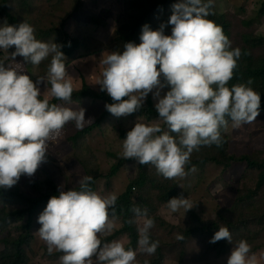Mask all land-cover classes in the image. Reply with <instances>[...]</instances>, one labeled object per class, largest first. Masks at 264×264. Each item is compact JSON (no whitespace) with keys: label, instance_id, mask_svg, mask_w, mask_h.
<instances>
[{"label":"clouds","instance_id":"9594fccd","mask_svg":"<svg viewBox=\"0 0 264 264\" xmlns=\"http://www.w3.org/2000/svg\"><path fill=\"white\" fill-rule=\"evenodd\" d=\"M213 3L178 0L167 24L155 30L145 24L139 44L128 42L122 52L108 53L102 60L105 67L97 83L114 101L105 105L108 112L126 116L140 109L149 93L156 98L155 110L167 130L160 122L137 121L127 132L120 155L154 166L165 179L184 178L191 154L201 146L220 147L222 129L229 120L233 128H239L255 121L261 112V93L252 87V79L229 86L241 50L233 48L222 27L209 18L214 14ZM167 25L172 26L170 35L165 34ZM12 46L13 61L21 56L39 65L51 59L46 75L38 76L35 83L19 63L5 67L0 61V188H11L21 175L32 176L66 124L74 122L82 130L90 120L81 107L73 110L50 102H70L75 90L62 45L37 39L27 22L18 26L5 22L0 25V49ZM41 84L51 86L48 95L42 96ZM165 86L168 90L161 95ZM92 181L86 175L78 188H58V195L49 199L38 216L39 237L50 255L63 253L61 264H94L93 258L95 264H137V250L126 248L123 241L104 239L113 232L109 210L118 197L93 190ZM167 204L173 213L193 207L182 195ZM132 212L144 218L138 227V250L155 254L159 241L150 237L154 220L147 209L133 207ZM222 239L232 241L227 227H220L210 242ZM250 252L251 245L242 239L226 264H257Z\"/></svg>","mask_w":264,"mask_h":264},{"label":"trees","instance_id":"16d2710c","mask_svg":"<svg viewBox=\"0 0 264 264\" xmlns=\"http://www.w3.org/2000/svg\"><path fill=\"white\" fill-rule=\"evenodd\" d=\"M25 1L0 0V25L6 22L18 26L23 9L21 3L23 4ZM177 2L178 0H123V15L116 23L110 41L101 48L98 47V38L94 34L101 27L107 26L109 19V17H106L107 10H103L101 14L92 13L93 16L89 24L96 27V30L91 35H83L82 40L75 37L70 42L62 41L64 36L70 37L65 22L62 23L61 27L42 28L37 32L39 38L52 40L62 45L61 51L68 58L65 60L66 71L73 80L75 89L70 102L56 99H52L50 102L69 108L73 103L79 105L93 104L99 106L100 109L103 108L98 116L91 117L89 115L85 117L90 120L85 122L82 130H78L74 122H69L61 131L62 137L73 149L75 158L82 165L86 175L93 177L91 187L95 191L101 178V170L91 138L96 134H103L107 137L110 134L111 138L121 140L120 145H117L115 141L108 146H111L110 149L113 151H110L108 155L115 159L107 174V177L112 178L128 163L136 161L134 159L125 160L118 155V148H122L127 132L134 127L137 121L155 122L160 118L155 110L156 101L149 96L140 109L127 115L131 121L134 120L132 127L118 128L116 124H119L120 117L114 116L105 108L106 104L114 103V101L106 90L101 91L100 85L94 87L91 84L90 76L92 75L88 73V65H85L81 57L79 59L74 54L85 46L87 50L90 49L89 54L102 53L104 59L108 53L122 52L128 42L139 44L142 26L147 24L152 30H155L161 24H167L173 11L169 7ZM83 8L84 2L80 0L77 3L76 10L80 11ZM212 11L214 14L209 18L222 27V30L230 39L232 47H238L241 50V57L237 62L233 78L228 82L229 86L252 79V87L255 91L261 93L260 113H264V35L245 32L240 35L239 41L235 40L233 22L229 14L221 12L215 0ZM258 12L260 16L264 17V0L260 3ZM247 24L251 25V23ZM171 27V25H167L165 34H171ZM25 62L21 56H17L15 61L9 59L8 65L16 66L19 63L21 70L25 69L24 72L29 75V71L25 68ZM50 87V85H47V88H40L42 96L48 95ZM165 88L168 90L167 86ZM124 99H127V97ZM86 108H90L89 105ZM231 123L232 121L229 120L227 128L222 129L224 142L220 147L215 145L201 146L198 151H193L190 161L186 165V171L191 172L193 168L203 170L210 165L223 167L225 171L236 163L246 164L242 182L237 189L233 204L227 212H225L226 210H220L216 213L217 217H210L206 220L204 218L206 213L201 212L202 209L195 204L190 209V217L187 222L182 225H174L168 222L160 215V210L168 205V200L173 197L182 195L186 198L188 196L187 191H182L178 177L165 179L157 173L154 166L138 163L137 175L130 181L127 188L117 195L118 198L114 208L109 210L110 218H115L121 226L104 239L109 242L119 237L126 239V248L137 250V264H145V261L148 264H163L169 247L176 248L181 245L182 254H184V247L190 239L198 235L209 236L211 239L220 227H227L230 230L232 241L222 239L216 243H211V248L217 254L226 253L233 244H237L242 239L251 245L252 251L264 247L258 245L264 244L263 242L257 243V241L264 238V149H256L253 154L241 156L231 153L228 135ZM161 126L167 130V126L162 121ZM173 135L175 134L173 133ZM253 178L255 179L254 185H249L248 182ZM31 184L33 190L31 194L15 185L11 188H0V233L6 231V235L2 240L5 246L0 250V264H32L27 248L37 238L36 229L40 228V224L37 222L38 216L46 207L49 199L53 195H58L59 187L50 176H46L43 181L34 179ZM78 187L79 185H68L63 190L67 191ZM133 207L147 209L148 217L154 220L150 237L153 241H159V246L153 255L138 250L139 219L143 217L135 216L132 212ZM11 226L15 227L17 235L7 232ZM168 231L172 233H168ZM165 233L170 236L169 240H165ZM177 236H183V239H177ZM54 254L59 259L63 255V253L56 251H54ZM182 254L180 253L181 257Z\"/></svg>","mask_w":264,"mask_h":264},{"label":"rangeland","instance_id":"374dc122","mask_svg":"<svg viewBox=\"0 0 264 264\" xmlns=\"http://www.w3.org/2000/svg\"><path fill=\"white\" fill-rule=\"evenodd\" d=\"M80 0H26L22 5V16L20 23L27 22L34 27L35 36L42 41H50L41 39L37 35L39 29H47L52 26L61 27L65 22L67 32L70 37L64 36L62 41L70 42L73 38L83 39V35H91L95 32L96 27L89 24L91 17L94 14H101L103 10H107L109 17L106 27H101L95 32V37L98 38V47L101 48L107 44L116 27L118 19L123 15V0H83L84 8L80 11L76 10L77 3ZM82 1V0H81ZM263 0H215L218 9L221 12L229 14L233 22V33L235 40H238L240 35L248 32L264 35V17L259 15L258 9ZM175 4V3H174ZM172 4L169 9L173 10ZM115 18V19H114ZM247 23H251L248 25ZM52 41V40H51ZM239 41V40H238ZM54 42V41H53ZM60 44V43H59ZM61 45V44H60ZM15 51V46L8 50L0 49V61H4L5 67L8 66V60L11 53ZM90 49L87 50L85 46L75 52V57L82 58L85 65H88V73H91V84L98 87L97 83L102 78V71L105 67L102 64L103 55L89 54ZM9 57V58H8ZM23 58V57H21ZM24 59V58H23ZM50 59L42 61L39 65H31L30 62H25V68L29 71L30 79L35 83L38 76H45L50 64ZM68 59V58H66ZM71 59V58H70ZM69 59V60H70ZM78 59V60H79ZM25 70V69H24ZM23 70V71H24ZM162 79V78H161ZM40 88H47L45 84L39 85ZM156 89H153L155 92ZM167 89H161V95L166 93ZM151 96L156 100L153 93H149L147 97ZM98 104V103H96ZM90 108H86L88 106ZM79 107L85 108V117L98 116L101 111L99 106L93 104H71L70 108L79 110ZM134 121V120H133ZM133 121L126 115L120 116L118 128L125 126L132 127ZM160 122V120L155 121ZM229 148L230 152L236 156L245 154H253L256 149H264V113L260 115L250 124H242L239 128H233L232 123L228 129ZM93 141V149L98 156V165L101 170V178L98 181L97 190L101 194L115 193L118 195L122 193L130 183V181L137 175L138 162L128 163L122 170L114 177L109 178L107 174L110 170L111 164L115 162L108 153L112 151L108 147L116 141L120 145V139L111 138L96 134L91 138ZM119 149V150H118ZM118 155L121 154L122 148H118ZM116 150V151H117ZM113 152V151H112ZM115 153V152H114ZM121 156V155H120ZM246 168L245 163H236L229 170L223 169L220 166L210 165L205 169H195L194 171H186L187 175L184 178H179L182 191H187V199L193 205H198L205 212L204 218L208 220L210 217H217V212L220 210H227L232 206L238 187L242 182V176ZM186 170V169H185ZM86 175L82 165L75 158V153L71 146L66 142L64 137H60L49 145V150L46 153V160L42 162L32 176L21 175L15 186L20 187L26 193H33L32 181L34 179L43 181L46 176L53 178L56 185L60 188L68 185L77 186L79 181ZM255 179L249 181V185H254ZM192 207V208H193ZM191 209V208H190ZM190 209L186 211L185 208H180L173 213L168 205L160 210V215L168 222L174 225H182L189 220ZM114 229L120 227L121 224L115 219L110 218ZM144 218L139 219L140 226H142ZM15 233V227L11 226L7 232ZM168 233H172L168 231ZM6 231L0 233V250L4 248L3 238ZM37 238L27 248L32 264H60V259L54 252L50 255L46 249V243L39 237L36 229ZM165 240H169L170 236L165 233ZM116 240L123 241L125 244L127 240L119 237ZM263 242L264 238L257 241ZM166 243V241H165ZM46 245V246H44ZM233 244L229 251L220 255L211 248L209 236L198 235L190 239L185 247V253L182 254V246L176 248H168L166 253V260L163 264H226L227 258L231 253ZM264 246V244H258ZM180 253L183 255L180 256ZM255 254L257 264H264V247L250 252L249 255ZM94 264H95V258Z\"/></svg>","mask_w":264,"mask_h":264}]
</instances>
